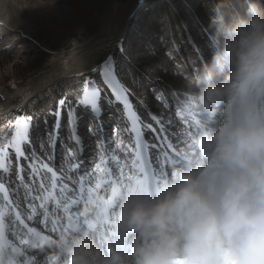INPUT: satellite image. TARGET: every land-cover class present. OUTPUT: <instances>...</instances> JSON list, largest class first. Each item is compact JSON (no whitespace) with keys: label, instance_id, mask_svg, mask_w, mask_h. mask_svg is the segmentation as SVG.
<instances>
[{"label":"clouds","instance_id":"9594fccd","mask_svg":"<svg viewBox=\"0 0 264 264\" xmlns=\"http://www.w3.org/2000/svg\"><path fill=\"white\" fill-rule=\"evenodd\" d=\"M218 8L211 59L178 90L170 175L85 200L61 264H264V0Z\"/></svg>","mask_w":264,"mask_h":264},{"label":"bare ground","instance_id":"6f19581e","mask_svg":"<svg viewBox=\"0 0 264 264\" xmlns=\"http://www.w3.org/2000/svg\"><path fill=\"white\" fill-rule=\"evenodd\" d=\"M245 6L243 0H0V131L30 116L35 119L33 143L45 138L55 123L48 113L56 110L58 101L67 98L74 104L78 92L67 84L82 87L95 82L106 99L112 98L113 87L135 94L128 100L142 120L149 145L153 121L170 116L177 157L182 149L177 143L184 146L189 131L188 121L173 114L178 111V90L211 59V21L217 9L242 13ZM153 88L162 89L169 102V92L175 94L172 110L153 98ZM140 96L146 104L137 102ZM118 105L105 106L103 123L109 138L116 123L112 119L123 118V106ZM91 118L84 111L77 116L86 159L95 151L85 129ZM69 122L65 110L63 128ZM150 150L154 161L157 153ZM170 173L165 170V176Z\"/></svg>","mask_w":264,"mask_h":264},{"label":"snow or ice","instance_id":"6c2138e0","mask_svg":"<svg viewBox=\"0 0 264 264\" xmlns=\"http://www.w3.org/2000/svg\"><path fill=\"white\" fill-rule=\"evenodd\" d=\"M175 51L179 53V49ZM67 87L78 92L74 94V104H69L67 98L58 101L56 110L48 113L55 123L45 138L33 143L35 119L30 116L19 117L14 125L0 131V264H40L38 257L46 250L56 249V240L79 229L86 199L114 183L150 186L156 179L165 178V170L170 173L176 160L169 132L170 128L174 130L170 116L153 121L155 127L149 128L153 143L146 145L142 121L134 111L130 114L127 106L128 97H134V93L113 87L112 98L106 99L95 82H85L82 87L68 83ZM151 91L158 103L173 109L174 93L169 92V102L162 89ZM141 101L147 103L143 96L137 97V102ZM116 104L123 106V118L116 121L114 134L109 138L103 123L105 106L114 108ZM65 110L70 122L67 135L62 138ZM80 111L92 117L88 132L95 151L88 159L78 132ZM173 114L179 118L178 111ZM183 119L188 121L187 116ZM117 129L123 137L120 140L115 134ZM149 147L157 153L154 161L146 159ZM36 223L41 224L40 229L34 227Z\"/></svg>","mask_w":264,"mask_h":264},{"label":"rangeland","instance_id":"374dc122","mask_svg":"<svg viewBox=\"0 0 264 264\" xmlns=\"http://www.w3.org/2000/svg\"><path fill=\"white\" fill-rule=\"evenodd\" d=\"M108 92V91H107ZM111 97V96H110ZM118 105V104H117ZM162 105H163V103H162ZM119 106V105H118ZM120 107V106H119ZM137 109H138V107H137ZM168 110V109H167ZM138 111H139V109H138ZM121 112V111H120ZM139 113L141 114V112L139 111ZM115 117H117L118 118V116H115ZM116 119V118H115ZM114 118L112 119L113 121H117V120H120V119H116L115 120ZM91 122H92V118H91ZM53 124V123H52ZM52 124H51V126H52ZM116 128V123H115V125L113 126V130ZM89 127H85V129L87 130ZM67 129L68 128H62V130H61V132H60V134H62L63 135V137L64 136H66V134H67ZM52 130V129H51ZM118 130V129H117ZM73 131L75 132V129L73 128ZM119 131V130H118ZM87 132H88V130H87ZM111 134V133H110ZM112 134H113V132H112ZM116 135H118V136H122V134L120 133V131L119 132H117V133H115ZM81 134L79 133V136H80ZM62 137V136H61ZM62 137V138H63ZM32 139H33V137H32ZM33 141H34V139H33ZM36 142V141H35ZM34 142V143H35ZM174 143V142H173ZM180 147H183V145H182V143L181 142H179V143H177ZM58 156H59V152H58Z\"/></svg>","mask_w":264,"mask_h":264}]
</instances>
